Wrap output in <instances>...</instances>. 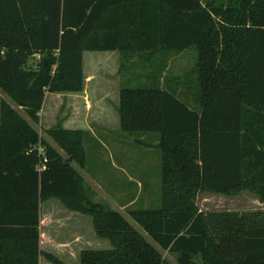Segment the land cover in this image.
<instances>
[{
  "label": "trees",
  "instance_id": "1",
  "mask_svg": "<svg viewBox=\"0 0 264 264\" xmlns=\"http://www.w3.org/2000/svg\"><path fill=\"white\" fill-rule=\"evenodd\" d=\"M196 62L165 74L172 56ZM121 53L122 134L160 152V207L125 217L93 202L72 166L85 167L82 131L45 133L0 102V264H39L40 204L58 200L92 220L110 250H84L80 264H264V211H200L202 193L242 191L264 202V0H0V91L35 124L46 93H80L83 53ZM193 88V89H192ZM189 102V103H188ZM42 149L46 159L42 162ZM43 164L44 170L37 166Z\"/></svg>",
  "mask_w": 264,
  "mask_h": 264
},
{
  "label": "rangeland",
  "instance_id": "2",
  "mask_svg": "<svg viewBox=\"0 0 264 264\" xmlns=\"http://www.w3.org/2000/svg\"><path fill=\"white\" fill-rule=\"evenodd\" d=\"M93 62L92 57H85V71L91 70ZM195 62L196 52L194 48L188 49L181 54L171 57L165 74L179 75L181 72L190 69ZM102 64L97 74L100 77H107L108 80L100 81L99 85H96L95 88H88L86 93L92 99L98 98L100 100V104H98L99 108L93 109L92 112L90 111L91 113H85L81 101H75L77 103L75 106L82 116V126L90 132V135L84 139L86 153L85 167L80 168L74 162H72V166L83 179L84 185L90 192L91 196L89 197L93 202L102 203L107 208L122 214L147 242L159 250L157 244L128 216L127 211L157 209L160 207V152L155 146L144 147L136 143V136L124 135L121 132L115 133L119 131L115 129L116 120L113 110L115 105L111 100L112 98L113 100L116 99L118 95L114 84L118 85V81L115 79L119 75L115 73L114 57L102 59ZM121 76L124 80L131 81V84L128 85L129 87H140L138 85H141L142 77H140V67L137 65L129 64ZM110 78L111 81L109 80ZM81 94V96L84 95L83 92ZM1 101L7 102L24 119L28 120L40 136L55 148L61 156L66 158V154L47 136L45 130L56 126L62 127L65 120L71 117L70 111L73 109V106H69L68 97L46 93L44 111L41 113L38 124L30 121L21 107H18L0 91ZM128 176L131 177L130 186L127 184ZM196 205L198 209L206 212L226 210L238 211L239 213L264 211V202H260L258 197L249 191H242L233 197L202 193L198 196ZM81 215L83 216V214ZM82 229L84 230V241L80 251L110 250L112 248L107 240L100 239L95 235L90 217L86 216ZM89 230L92 232L90 235L92 240L89 239L87 234ZM94 238H96L95 241H93ZM80 251L78 250V253ZM46 254L57 258L54 252ZM163 254L171 264H175L174 256L166 253ZM64 263L70 264L67 260ZM42 264L52 263L44 258ZM77 264H80L79 260Z\"/></svg>",
  "mask_w": 264,
  "mask_h": 264
},
{
  "label": "crops",
  "instance_id": "3",
  "mask_svg": "<svg viewBox=\"0 0 264 264\" xmlns=\"http://www.w3.org/2000/svg\"><path fill=\"white\" fill-rule=\"evenodd\" d=\"M87 53H91V54H87ZM86 56L92 57L94 61L91 66V70L89 71H85V57ZM106 57L115 58V67H116L115 73L119 75V77H116L115 79L118 81V85L114 84L118 95L116 99L113 100L112 98L111 101H113L115 105L113 107L114 117L116 120L115 129L119 131L115 133L121 132L119 114L117 110L119 103H120V90H121L120 85H121V79H122V76H121L122 74L120 71L121 53L118 50L116 51H86L83 53L84 87H83L82 92L84 93V95L81 96L82 92L56 94V95L68 97L69 103H70L69 106L70 107L71 105L73 106V109L70 111L71 117L66 119L65 123L62 124L63 129L71 130V131H82L85 133L86 137L90 135V132L86 130L85 127L82 126V121H83L82 116L80 115L78 108L75 106L77 104L75 101L76 100L81 101L82 105L84 106L83 111H85V113H91L93 109L99 108L98 104H100V100L98 98L92 99L90 95L86 93H87L88 88H95L96 85H99L100 81L102 82L103 80L105 81L108 80L107 77H100L97 74L100 70V67L103 65L102 59ZM179 75H174V76H179ZM109 80L111 81V78ZM106 85H107V82H106ZM93 98H94V95H93ZM44 107H45V104L43 102L42 109L39 114V119L41 117V113H43L44 111ZM51 128H47L45 131ZM88 129L90 128L88 127ZM91 133L93 132L91 131ZM93 134L91 135L94 136ZM152 142H153V146H156L158 144L157 138L154 137ZM130 181H131V177L128 176L127 184L129 186H130ZM227 197H230V196H227ZM227 211H232V210H227ZM203 212H206V211H203ZM235 212H238V211H235ZM84 217L86 218V216L84 215L82 216L79 213H75V212H71L67 210L56 199H50L45 202H42L40 204V210H39V227H38L39 237H40V245H39L40 250L44 253H50V252L56 253L55 255H57V258L63 263L66 262L67 260L70 264H77L78 260L80 261L81 252L84 251V250L80 251V249L83 247V241H84V236H83L84 230L82 229L84 225V219H85ZM91 223H92V220H91ZM87 234L89 236V239L92 240V237L90 236L92 232H90L89 230ZM95 239L96 238H94L93 241H95ZM78 250L80 251V253H78ZM43 259H44L43 256L40 257L39 264H42Z\"/></svg>",
  "mask_w": 264,
  "mask_h": 264
},
{
  "label": "built area",
  "instance_id": "4",
  "mask_svg": "<svg viewBox=\"0 0 264 264\" xmlns=\"http://www.w3.org/2000/svg\"><path fill=\"white\" fill-rule=\"evenodd\" d=\"M39 151H40V153H41V155H42V162H45L46 159H45V157H44V155H43V151H42V149H39ZM44 169H45V166H44L43 164L37 166V170H38V171H41V170H44Z\"/></svg>",
  "mask_w": 264,
  "mask_h": 264
}]
</instances>
